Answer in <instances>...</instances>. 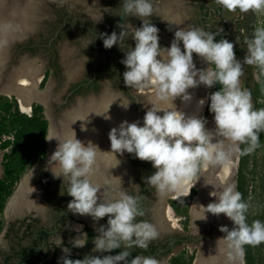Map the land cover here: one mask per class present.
Instances as JSON below:
<instances>
[{"label":"clouds","instance_id":"1","mask_svg":"<svg viewBox=\"0 0 264 264\" xmlns=\"http://www.w3.org/2000/svg\"><path fill=\"white\" fill-rule=\"evenodd\" d=\"M218 3L229 12L264 10V0H218ZM121 13L138 17L141 25L132 28L130 33L125 30L124 23L120 25L119 35L115 31L110 35L102 33L103 45L105 48L119 46L130 35L135 46H130L121 61L126 68L123 80L128 87H152L151 107L147 108L142 123L125 120L109 131L111 151H101L91 141L85 144L77 139L75 131L72 135L46 138L59 141L45 170H49L54 178H62V185L67 184L66 192L61 191V195L66 193L72 197L68 209L74 214L90 216L94 221L107 216L106 225H100L96 229L98 234L92 237L91 253L100 255L86 254L83 259L73 260L70 249L60 246L68 254L63 257V264H161L153 256L136 255L128 259L131 249H147L159 233L153 223L137 220L138 216L144 215L139 196L130 195L120 182L108 179L103 184L94 182L92 177L98 171V153L103 152L117 162L109 165V169L121 163L117 154H134L142 161L151 162L155 171L143 179L161 197L185 189L189 195L194 186L192 181L197 182L200 178L201 162L226 164L234 154L251 153L259 146L260 134L264 132V108L255 109L250 92L240 85L242 63L234 51L237 40H217L215 33L191 27L179 28L174 32L170 46H162L159 29L148 19L154 13L153 0H122ZM17 27L10 19H0V49L9 46ZM244 44L243 63L258 66L264 72V27H256L250 37H245ZM193 54L206 67L198 68ZM217 84L220 85L218 90L207 96L214 130L206 128V118L189 117L176 108L174 101L178 97L191 98L189 89L200 85L214 88ZM205 103L202 98V106ZM128 105L122 106L127 108ZM242 144L247 146L241 149ZM32 175L33 169L30 177ZM205 184L213 186L214 190L209 194L216 199L207 206L200 205L203 209L201 220L207 218V213H223L233 221L231 230L227 226L220 227L226 235L217 240L220 257L216 262L232 264L243 254L244 245L264 242V221L256 219L248 223L249 204L234 183ZM88 241V234L81 232L71 243L73 247L82 248ZM0 245L6 246L3 234H0ZM59 245H63L61 237ZM122 247L118 254L104 255Z\"/></svg>","mask_w":264,"mask_h":264},{"label":"flooded vegetation","instance_id":"2","mask_svg":"<svg viewBox=\"0 0 264 264\" xmlns=\"http://www.w3.org/2000/svg\"><path fill=\"white\" fill-rule=\"evenodd\" d=\"M154 1V13L148 19L159 29L158 35L162 46H170L174 32L179 28L198 27L216 33L221 32L226 23L228 25L227 39L232 42L238 41L234 45V51L242 63L244 78L241 87L249 91L248 86L252 87L258 80V73L255 65L243 63V57L246 54L244 39L252 35L258 12L251 10L245 13L239 10L229 12L218 3V0H187L188 2L181 6L172 3V0H164L163 3L158 4ZM16 4H19L18 7L21 9L18 11V16L25 19L24 27L23 29L17 28L9 46L0 49L8 55L2 73L6 80L9 79L6 77L9 73L16 71L12 72V67L17 66L20 61L23 62L21 66L23 69L33 65L32 61H40L41 65L34 67L38 71L41 70L42 77L36 85V97H33L28 112L34 103H39L47 119L50 115V120L58 121L64 119L65 113L73 116L80 113L86 114L90 106L96 108V105H101L100 110L106 112L107 107L113 102L114 106H118V109H122L125 113L134 111L135 115L138 110L145 115L146 108L142 102L143 100L151 101L152 95L149 96V92L137 93L134 89L136 87L126 86L123 80L126 68L121 61L130 46H135V42L129 35L120 42V47L114 45L111 48H105L103 39L99 36L102 33L110 35L113 31L119 35L122 31L120 25L123 23L125 30L129 33L132 28L141 25L142 21L131 15H124L121 23L117 22L122 0H0V19L13 21V9ZM160 4L166 7L163 11L158 8ZM178 13L182 17L181 25L177 24V19L181 20ZM65 46L69 47L68 51L65 50ZM193 59L198 68L205 67L196 54H193ZM72 73L76 76L74 80L70 76ZM45 76L46 80L41 86V81ZM12 82L14 85V81ZM200 86L197 88H201ZM39 91L46 92L38 93ZM11 95L17 98L14 93ZM121 97L124 98L125 105L129 104L127 108L120 107ZM251 101L254 107L252 97ZM204 106L202 115L212 117L213 114L208 116L204 114ZM113 108V111L118 114L116 108ZM91 111H94L93 108ZM207 127L211 130V126ZM103 151H111V148L106 147ZM47 155L46 142L45 157L35 162L23 173L6 200L2 212L3 227L0 230L6 246L0 245V264H61L63 257L68 254L60 246L69 248L70 256L75 259H83L86 254L100 255V253H91L94 247L92 237L98 234L96 229L100 225H106L107 216L94 221L90 216L74 214L68 209V203L72 197L66 193L61 195V191L66 192L67 184L62 185V178H54L49 170H45L48 164ZM117 158L121 163L109 169V165H115L117 162L105 153L100 158L98 157V171L92 179L101 184L105 179L120 182L130 195L139 196V205L144 215L138 216L137 220H147L153 223L159 233L157 238L150 241L147 249L133 248L130 250V255L133 257L136 255L153 256L161 264H167L169 257L178 252L175 251L178 245L183 244L187 247L192 245L193 251L196 250V252L206 249V244L203 245L201 242L209 236L210 232L208 240L212 239L214 227L212 228L211 224L207 226L208 222L201 221V218L198 223L207 228V231L205 228V231H197L192 229V225L190 226V218L193 217L191 203L199 191L198 183L193 184L192 187L196 192L190 200L187 229H184L180 222L184 233L175 232L170 229L171 225L167 215L169 210L175 216L177 215L168 200L186 196L187 189L178 195H169L164 203L156 189L145 183L143 179L155 171L151 162L142 161L134 154L127 152L123 155L117 154ZM204 166L202 162L198 173V177L207 175L203 185L210 186L212 189V185L205 183L219 186L215 184L217 182L215 177L219 172L220 164L217 165L218 167H210L211 170L208 172L204 171ZM33 167V175L30 177V170ZM112 176L120 177L121 180ZM22 193L27 194L33 201L32 204L22 199ZM177 217L180 221V217ZM88 228L91 230L89 231ZM81 232L88 234V243L82 248L73 247L71 241ZM60 237L63 245H59ZM121 250L123 247L114 249L111 253H104V255H115ZM128 259L132 258L129 256Z\"/></svg>","mask_w":264,"mask_h":264},{"label":"trees","instance_id":"3","mask_svg":"<svg viewBox=\"0 0 264 264\" xmlns=\"http://www.w3.org/2000/svg\"><path fill=\"white\" fill-rule=\"evenodd\" d=\"M260 16L255 19L256 27H261L259 23ZM228 25L224 23L223 30L216 32V39L227 38ZM258 73V80L254 85L248 86L251 97L254 101V108H264V72L258 66H254ZM250 77V75H249ZM251 79V77H250ZM46 76L41 81L44 84ZM217 84L210 88L209 93L218 90ZM207 95V96H208ZM208 101L204 106V114L211 115L208 109ZM49 121L46 118L43 107L39 103H34L30 112L22 111L15 96L0 94V150L2 152V172L0 175V230L3 227L2 212L7 198L13 191L17 181L21 178L35 162L41 160L46 155V136ZM247 145L242 144L243 149ZM264 150V132H261L259 146L251 153L238 155L236 187L242 193V198L249 204L247 212V221L249 224L253 220L264 221V197L261 208H251L252 197L256 196L253 187L254 167L256 165V153ZM202 163V162H201ZM264 181V176L261 177ZM192 188L189 195L179 199H169L168 202L173 208L175 214L180 217L184 229H187L189 222V206L192 196L195 194ZM90 231L91 229L88 228ZM195 257V251L183 248L175 254H172L167 260V264H192ZM75 260L74 257L70 256ZM244 264H264V242L257 245H244L243 252ZM63 264V262L61 263Z\"/></svg>","mask_w":264,"mask_h":264},{"label":"bare ground","instance_id":"4","mask_svg":"<svg viewBox=\"0 0 264 264\" xmlns=\"http://www.w3.org/2000/svg\"><path fill=\"white\" fill-rule=\"evenodd\" d=\"M31 65L29 66L26 65L27 68L25 69H23V67H20L19 70L14 71L12 76H10L9 79L6 80L4 79L3 76L4 74L2 73V71H0V92L6 94L14 93L18 97L20 106L23 111L29 110L31 99L33 97H36V91H34L33 84L36 81L37 70L34 66ZM12 81H14V85ZM200 87L201 88L199 89L197 88V89L188 90L190 93H192L190 99L185 100L183 98L178 97L174 101L176 108L179 111L185 113L189 117H199L201 115V111L203 108L201 104V99L203 98L204 100H206V94L208 88L205 87L204 85H201ZM92 108L94 111H91ZM96 109H98L99 111ZM100 109H102L101 105L98 106L96 105V108L94 106L92 107L90 106V110L86 112V115L89 114L88 118H86L89 119V121L85 120L83 123L81 122L82 117L80 116L83 114L80 113L76 115L78 117L77 119L80 120L77 119L72 120V123L69 124L70 127L67 128L66 130L67 132H65L62 135L63 136L72 135L73 132L75 131L77 139L81 140L85 144H87L88 141H91L94 144H96L101 151L106 149V147L111 148V143L109 140L108 133L113 127H118L119 124L122 122V120L118 119V116L120 115L119 113L116 114L114 111H112L114 110L112 106H110L109 112L106 111L107 113L102 112V110ZM89 112H94V113H89ZM83 117L85 118V116ZM57 135L62 137V135L59 132L56 134V136ZM50 143H51L50 151L52 154L56 150L59 141L53 138L52 141H50ZM101 155H103V152L98 153L99 158L101 157ZM236 156L237 154H234L226 164H220L218 169L219 172L216 174L215 177L217 181L215 182V184L220 186L225 183H234L233 177L235 175L234 173H235ZM198 188L199 191L196 194V196L192 199V203H191V212L193 218L195 217L202 218L203 209L201 208L200 205L207 206V204L213 202L216 199L215 197H212L209 194L211 191L214 190L210 186L201 185ZM22 199H24V201L29 204H32L33 202L27 196L26 193H22ZM206 215L207 218L203 219V221L208 222L209 225L211 224L212 227H214L211 236L212 239L209 238L208 241L206 240V242L202 243L203 245L206 244V249L200 251L194 264H216L217 259L220 257V254L217 251V240L218 238H221L224 235H226L225 233H222L220 231V227L227 226L229 230H231L234 227L233 221L223 213L218 215L207 213ZM216 223L217 226H215ZM220 259L222 260L223 258ZM232 264H242V261L240 260V256H237L235 260L232 262Z\"/></svg>","mask_w":264,"mask_h":264},{"label":"rangeland","instance_id":"5","mask_svg":"<svg viewBox=\"0 0 264 264\" xmlns=\"http://www.w3.org/2000/svg\"><path fill=\"white\" fill-rule=\"evenodd\" d=\"M163 1L164 0H155L154 1V3H163ZM172 1H174V0H172ZM176 1H179V2H181V3H185V0H176ZM19 6V4H16L15 5V7H14V15H18V11L19 10H21L20 9V7H18ZM169 6V5H168ZM19 8V9H18ZM158 8L160 9V11L162 10H164L166 7L162 4H160L159 6H158ZM179 14V13H178ZM258 15L260 16V18H259V23H260V26L261 27H264V10H261V11H259L258 12ZM178 17L181 19V20H179V19H177L176 21H177V24H180L181 25V21H182V17H181V14H179L178 15ZM175 22V21H174ZM68 48L69 47H67V46H65V50H67L68 51ZM0 55H1V53H0ZM4 57H8V55L6 56H4ZM3 57V58H4ZM20 57H23V55H20ZM22 59V58H21ZM33 62V65L32 66H39V65H41L40 64V61H32ZM205 67H206V64H205ZM2 69H4V67L2 68V67H0V71H2ZM36 82L38 83L39 82V80H40V78L42 77V72H41V70H37L36 71ZM71 76V78H72V80H74V79H76V76H75V74H71L70 75ZM243 78H244V74H243V70H242V75H241V77H240V85L242 84V81H243ZM136 91H137V93H141V92H149L150 93V95L149 96H151V91L152 90H154L152 87H143V88H134ZM9 96H11V94H9ZM18 98V97H17ZM16 98V99H17ZM17 101H18V103H19V107H20V109L22 110V108H21V106H20V102H19V99H17ZM145 100H143V106L146 108V110H147V108L148 107H151V105H150V103L152 102V101H146L145 103ZM125 105V101H124V98L123 97H121V100H120V107L121 108H123V106L122 105ZM68 107V106H67ZM109 107H110V105H109ZM108 107V108H109ZM203 109V108H202ZM23 111V110H22ZM29 111V110H28ZM28 111H25V112H28ZM113 111V110H112ZM115 112V111H114ZM116 113V112H115ZM127 115H129L130 117H132L133 116V119L135 120V121H137V120H140L141 121V123H142V121H143V114L140 112V111H138L137 110V113H135V115H134V111H132V113H126ZM50 115H48V117H49ZM201 117H204L203 115H202V111H201V115H200ZM50 118V117H49ZM204 118H206V120H207V123H206V125L207 126H211V130H214L215 129V123H214V119H213V116L211 117H204ZM116 121V120H115ZM205 125V126H206ZM206 126V128L207 129H209L208 127ZM213 142H215V140L213 141ZM2 152H3V150H0V175H1V163H2ZM236 162L238 163V155L236 156ZM237 163L235 164V166H236V169H235V175H234V178H233V180H234V184L236 183V171H237ZM204 167H205V169H204V171H206V172H208V171H210L211 169H210V167H213V166H217V165H212V164H205L204 163ZM218 167V166H217ZM33 169V171H34V168H32ZM32 169L30 170V171H32ZM218 169V168H217ZM202 173H204V172H202ZM262 176H264V150H262V149H260L257 153H256V165H255V167H254V179H253V183H252V185H253V187L255 188V193H256V196L255 197H252V200H251V202H250V206H251V208H253V210L254 209H259V208H261V205L263 204V197H264V181L262 180ZM207 179V175H205V177L203 176V175H201L200 176V179H199V181L198 182H196V180L194 179L193 181H192V184H195V183H198V187L199 186H201V185H203L204 184V182H205V180ZM181 193V192H180ZM178 195L179 193H169L168 195H166V196H164V197H162V199H163V202L165 203V199H166V197H168L169 195ZM87 216V215H86ZM168 216V218H169V223H170V229L171 230H173V231H175V232H183L184 233V230H183V227H182V225H181V223H180V221L178 220V217L177 216H175L174 214H172V212H171V210H169V214L167 215ZM199 220H200V218L198 217V218H190V226L192 227V229H195V230H197V231H201V229H200V227L202 226L201 224H199L198 222H199ZM183 248H188L190 251H193V246L192 245H188V247L187 246H184L183 244H181V245H178L177 247H176V249H175V251H179V250H181V249H183ZM197 255V252H196V250H195V256Z\"/></svg>","mask_w":264,"mask_h":264},{"label":"water","instance_id":"6","mask_svg":"<svg viewBox=\"0 0 264 264\" xmlns=\"http://www.w3.org/2000/svg\"><path fill=\"white\" fill-rule=\"evenodd\" d=\"M121 8H122V4H121ZM123 17H124V14H122L121 13V10H120V16H119V19L117 20V22L120 24L121 23V21L123 20ZM13 21H14V23L16 22L17 23V25H18V27L17 28H19V29H23V27H24V23H23V21H25V19L22 17V16H18L17 14L16 15H14V18H13ZM99 35V34H98ZM100 37H101V35H99ZM0 53H1V55H0V67H3L5 64V62L7 61V59H6V57H4L5 55H7V53H5V51H0ZM4 57V58H3ZM23 65V62L22 61H20L19 63H18V65L17 66H14V67H12V72L14 71V70H17V69H19V67H21ZM12 74L13 73H9L6 77H10V75L12 76ZM36 85H37V82L35 81V83L33 84V87L35 88V91H36ZM44 92H46V91H39L38 93H44ZM0 94H5V95H9V94H6V93H3V92H0ZM33 99V98H32ZM31 99V102L33 101ZM38 101H42L41 99H38ZM43 103H44V105H46V102L43 100ZM112 107H115L116 108V110H117V112L120 114L119 116H118V119H121L122 121H124V120H127V121H129V122H134L135 120L133 119V116L132 117H130L129 115H127L125 112H123L122 111V109H118L119 107L118 106H114L113 104L111 105ZM81 117H82V120L83 121H81L82 123L85 121V120H88L89 121V119H86V118H88V114L86 115V114H83V115H80ZM83 116H85V118L83 117ZM63 118L64 119H61V120H58V121H54V120H50V118L48 117V119H49V126H48V131H47V136H46V138L47 137H49V136H52V137H55L56 136V134L59 132L61 135L62 134H64L65 132H67L66 130H67V128H69L70 127V123H72V120H74V119H77L78 117L77 116H73L72 114H67V113H65L64 114V116H63ZM119 121V120H118ZM55 139V138H54ZM50 141H52V140H47L46 139V142H47V145H48V155H47V161L50 159V157H51V151H50V145H51V143H50ZM237 163V162H236ZM235 163V164H236ZM34 168V167H33ZM235 169H236V166H235ZM234 178V177H233ZM235 185H236V183H235ZM207 226H209V223H208V225ZM215 226H217V223L215 224ZM204 228L205 227H203V226H201L200 227V229H201V231H207L208 229L207 228H205V230H204ZM213 228V227H212ZM216 228V227H215ZM211 235V232H210V234H209V236ZM208 236V237H209ZM208 237L204 240V241H206V240H208ZM203 241V242H204ZM203 242H201V243H203ZM199 253H200V250H198V252H197V255L195 256V258H194V260H193V264H194V262H195V259L198 257V255H199ZM131 258H134L133 256H131V255H129ZM240 256V260L242 261V264H244V260H243V254L242 255H239Z\"/></svg>","mask_w":264,"mask_h":264},{"label":"crops","instance_id":"7","mask_svg":"<svg viewBox=\"0 0 264 264\" xmlns=\"http://www.w3.org/2000/svg\"><path fill=\"white\" fill-rule=\"evenodd\" d=\"M186 2H188V1H187V0H185V3H186ZM172 3H175V4H180V6H181V5H183V3L179 2V1H176V0H174Z\"/></svg>","mask_w":264,"mask_h":264}]
</instances>
